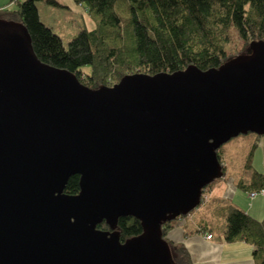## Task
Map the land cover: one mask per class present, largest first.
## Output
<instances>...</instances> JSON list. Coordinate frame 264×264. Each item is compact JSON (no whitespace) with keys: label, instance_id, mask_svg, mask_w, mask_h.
<instances>
[{"label":"water","instance_id":"95a60500","mask_svg":"<svg viewBox=\"0 0 264 264\" xmlns=\"http://www.w3.org/2000/svg\"><path fill=\"white\" fill-rule=\"evenodd\" d=\"M248 133L264 135V40L219 66L90 88L0 17V264H178L163 224L202 203L219 148ZM129 215L142 233L122 241Z\"/></svg>","mask_w":264,"mask_h":264},{"label":"trees","instance_id":"16d2710c","mask_svg":"<svg viewBox=\"0 0 264 264\" xmlns=\"http://www.w3.org/2000/svg\"><path fill=\"white\" fill-rule=\"evenodd\" d=\"M18 1L7 0L0 5V17L22 22L41 61L73 72L90 88L112 86L136 72L173 73L190 64L202 69L219 66L249 51L251 41L264 40V0H74L86 7L96 26L81 29L67 48L62 38L41 21L38 0H24L10 10V4ZM44 1L61 5L59 0ZM86 66L88 71L84 70ZM255 146L256 142L246 163L251 169L249 181L240 179L236 183L249 193L264 189V171L251 165ZM218 156L223 163L220 149ZM216 180L204 191H209ZM65 192H80L78 174L69 178ZM223 216L224 240L252 244V264H264V220L233 204L226 206ZM176 219L163 224L171 257L178 264H194L185 244L167 237ZM98 228L110 229L105 221ZM117 229L122 241L142 233L140 220L130 215L119 218Z\"/></svg>","mask_w":264,"mask_h":264},{"label":"crops","instance_id":"0c3cea01","mask_svg":"<svg viewBox=\"0 0 264 264\" xmlns=\"http://www.w3.org/2000/svg\"><path fill=\"white\" fill-rule=\"evenodd\" d=\"M223 159V158H222ZM224 165V163H223ZM225 166V174L214 182L209 190V200L198 206L188 215L176 219L174 226L168 230L167 237L176 243H183L188 248L194 264H252L254 262V246L244 240L228 242L224 240L223 230L217 235L213 230L212 219L207 211L208 205L214 201L216 211L221 218L228 204H233L251 216L264 220V194L251 198L250 193L240 189L237 181L249 178L238 177ZM255 169V168H254ZM258 171L262 170L257 167ZM246 197H249L247 200ZM211 205V204H210ZM212 238L208 239L207 235Z\"/></svg>","mask_w":264,"mask_h":264},{"label":"rangeland","instance_id":"374dc122","mask_svg":"<svg viewBox=\"0 0 264 264\" xmlns=\"http://www.w3.org/2000/svg\"><path fill=\"white\" fill-rule=\"evenodd\" d=\"M7 0H0V5L6 3ZM18 2L10 4L9 9L15 10L19 6ZM61 5H55L47 3L44 0H38L36 2L40 19L47 26L57 33L63 41V45L67 48L69 41L83 28L92 29L96 26L94 18L88 13L84 5H80L74 2V0H59ZM85 71L89 70V67H84ZM256 133L241 134L232 138L228 142L224 143L219 149L223 153V163L232 174L238 177L249 178L251 175V169L246 167L248 156L252 148V144L256 142V146L253 150L251 159L252 168L257 169L261 167L264 171V136H259ZM222 178V177H221ZM206 196V203L209 200V191H203ZM260 198V195H258ZM249 197H246L247 200ZM252 198V197H251ZM200 204V206L204 205ZM211 204V205H210ZM207 208V214L211 216L213 230L217 235L221 234L225 228V221L219 216L216 211V205L214 201H211Z\"/></svg>","mask_w":264,"mask_h":264},{"label":"built area","instance_id":"2783aa9c","mask_svg":"<svg viewBox=\"0 0 264 264\" xmlns=\"http://www.w3.org/2000/svg\"><path fill=\"white\" fill-rule=\"evenodd\" d=\"M258 194H264V189L263 190H256V191L250 192V196L251 197H254V196L258 195ZM205 201H206V196L203 193V195H202V203H204ZM207 238L208 239L212 238V235L211 234H208L207 235Z\"/></svg>","mask_w":264,"mask_h":264}]
</instances>
